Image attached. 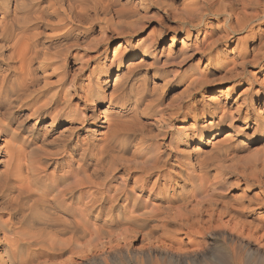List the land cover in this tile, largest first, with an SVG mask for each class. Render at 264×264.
<instances>
[{
	"label": "bare ground",
	"instance_id": "1",
	"mask_svg": "<svg viewBox=\"0 0 264 264\" xmlns=\"http://www.w3.org/2000/svg\"><path fill=\"white\" fill-rule=\"evenodd\" d=\"M156 2L160 10L171 15L173 26L165 29V20L159 22L158 29L152 30V35L156 36L150 37L141 51H134L130 55L131 62L126 67L128 74L145 68V60L156 52L158 38L164 39L168 34L174 38L195 33L192 43L183 42L185 48L179 52L180 55L174 54L167 58L166 66L170 67H179L184 61L196 56H199V62L205 59L208 63L213 50L233 39L236 41L235 35L242 32L255 39L257 45H261L263 40L264 28L252 25L264 20V0ZM181 2L185 4L181 5ZM15 3H18L21 14H17V22L12 23L9 17L14 10L10 9ZM148 5L145 0H0V56L6 64L0 74V119L10 120L11 124L17 122L18 134L23 128L22 123L12 121V118L22 114L26 108L31 111L25 116L26 121L29 118L48 119L45 131L68 123L61 140L50 141L44 135L40 140L42 146H52L54 151L47 157H39L34 163L25 161V156L20 154L21 147L16 152L7 144L1 147L4 148L9 166V171L0 172L1 190L9 183L11 172L18 174L25 170L26 173V170L33 169L35 173L41 163L53 165L51 176L39 181L46 192L36 197L35 204L25 203L29 209L34 210L36 207L37 211L48 212L49 219L43 222L39 219L47 239L40 237L38 240V236L35 244L47 247L53 264H118L121 259L137 264H239L234 247L238 243L237 237L222 236L219 252H208L206 238L210 237L213 229L212 216L227 211L223 205V192L228 188L222 181L213 184L217 177L210 180L207 176L212 169L205 159L208 162L210 157L198 159L202 158L203 153L196 145L202 144L210 131L202 130L198 136L193 135L183 142L188 144V141L197 140L192 150L199 152L198 158L190 166L192 171L200 174L198 178L182 175L177 165L172 166L170 163L169 146L160 140L161 143H158L157 129H164L165 126L168 129L195 92L217 82L208 79L211 68L205 65L204 71L197 77L187 79L186 100L166 110L158 108V90L169 84L165 69H156L152 81L149 80L148 71H145L133 88L125 85L123 74H117L112 87H109V74L114 70L112 66L105 70L98 67L89 70L98 53L94 51L102 43H88V40L94 34H106L110 18L114 16L118 22L114 28L118 35L126 38V44H123L126 50L130 39L141 32L148 22L144 16ZM136 16H142L141 23L130 28L132 25L129 27L127 20ZM222 17H226L223 19V29L214 23V19ZM201 31L206 38L199 42L198 34ZM109 39L105 40L106 44ZM69 43L72 45H67ZM255 44L253 49L257 46ZM220 52L235 58L232 65L225 69L221 81L238 79L246 63L255 64L246 60L244 52H238L236 46L231 52ZM92 53L93 56L86 57ZM138 55L142 59L136 63L134 61ZM124 58L125 55L118 60L117 73ZM71 61L77 62L78 67L70 76L65 67ZM97 70L105 77H98L95 86L91 83L85 85L86 72L93 74ZM45 96V101L30 104L32 100ZM73 100H78L84 109L91 111V118L95 117L96 108L102 114L103 122L99 125V131H91L100 137L94 138L92 142L84 141L77 135L84 127L81 124L87 119L82 116L79 119ZM28 102L30 105H26ZM212 108V120H220L211 127V130H215L212 136L216 138L227 117L218 103L213 102ZM186 111L191 116V107ZM151 112L156 117L153 120L148 119ZM78 120L80 125L77 124ZM32 129H35L34 125ZM224 136L223 139H230L231 135L228 131ZM260 168L259 176L253 173L254 169L250 178L254 177L255 183L264 188V180L257 179L264 178V158ZM221 169L219 167V170L217 168L214 171ZM167 177L172 178L173 184L166 181ZM247 178L250 179L249 176ZM152 180L154 186L163 180L167 187L163 197L154 194L150 187ZM18 195L25 199L31 197L25 189H19ZM261 196H264L263 190L255 194L256 200L262 201ZM193 201L196 207L186 211ZM175 203H180L179 206L185 210L182 216L173 211ZM203 205H206V218L197 208ZM249 208L245 210L249 212ZM238 233L244 235V231ZM248 233H252V230ZM138 237H141L140 250L134 251L130 249L128 241ZM228 242H233V246L228 247ZM207 254L213 255V262L208 261L210 258ZM231 258L235 260L231 262Z\"/></svg>",
	"mask_w": 264,
	"mask_h": 264
},
{
	"label": "rangeland",
	"instance_id": "2",
	"mask_svg": "<svg viewBox=\"0 0 264 264\" xmlns=\"http://www.w3.org/2000/svg\"><path fill=\"white\" fill-rule=\"evenodd\" d=\"M145 1L149 4L148 10H146L144 14L148 22H146L141 32L130 39L129 46L126 50L124 49L125 45H123L126 44V38L118 35L116 32L114 26H116L118 22L114 16L110 18V23L108 24L109 30L106 34H94L93 38L88 40V43H92V41L102 43L96 48L97 51H94L98 53L96 54V60L91 63L89 70L94 68L97 69V67L99 69L101 68L100 70H105L112 66L114 70L109 74V87H112L117 74H123V76H125V85L129 88H133L145 71H148L149 80L152 81L153 73L156 72V69H165L169 76L167 78L169 84L158 90V93H160L158 108H160L159 110H166L167 108L176 107L178 104L183 103V100H186L187 79L190 77H197L200 72L204 71L205 65L211 68V70L208 71V79H210L209 81L217 82L210 87H205L195 92L192 100L185 103L186 105H184L181 114L173 120L168 129H165L167 128L166 126L164 127L165 130L159 128L161 129H157L159 133L155 130L157 136H159L158 143L162 141V144L165 142L164 145L169 146L171 151L170 163L172 166L177 165V169L182 175H190L198 178L200 174L192 171L190 166V164H193L195 159L198 158L199 152L192 150V147L197 144V140L188 141V144H183V142L188 140V137H192L193 135L198 136L202 130H205V132L210 131V134L205 136L202 144L199 146L196 145L199 151H201L200 153H203L201 154L203 155L202 158L200 157L198 159L202 160L204 157L206 158V156L210 157L208 162V159H205V163L212 169L207 176L210 180L217 177L216 180H213V184L222 181L228 188L223 192L225 193L223 194L225 196L223 205L227 207V211L221 212L222 214L215 213L212 216L213 229L211 230L210 237L206 238L208 252L212 250L213 253L216 251L219 252V247L222 245V236L230 235L238 238V243H236L234 247L237 251L239 264H264V196H261L263 198L262 201H257L255 198V194L259 193L261 190L264 192V188L255 183L256 179L254 177L252 179L250 178L252 176L251 172H253L254 169L256 170H254L253 173L255 174L256 172L259 176V172L261 171L260 162L264 158V50H262V46H264V37L262 38L261 45H257V43L255 44V39H251L247 33L242 32L235 35L236 41H233V39L227 42V44L223 43L213 50L209 55L210 62L208 63L205 59L199 62V56H196L184 61L179 67H170L166 66L167 58L171 55L179 54V52L185 48L183 42L192 43L195 38V33L193 32L191 35L182 34L174 38H172L171 34H168L164 39L158 38L155 54L145 60L147 62L146 67L139 69L137 72L128 74L126 72V67L131 62L130 55H132L134 51H141L140 49L146 45L150 37L153 35L156 36V34L152 35V30L158 29L159 22L165 20V29L173 26V23L170 21L171 15L165 14L160 10L156 0ZM182 3L185 4L181 2V5H183ZM17 6L18 3H15L12 9H10V11H14L9 17V22H17V14H21ZM130 7L132 6L130 5ZM179 10L180 8H178V11ZM140 17L136 16L127 20V25L129 27L132 25L130 28L140 25L142 16ZM225 18L226 17H222L218 20L214 19V23L218 24L219 27L223 29V19ZM263 22L264 20L262 22H255L252 26L255 27L260 25V27L264 28ZM204 34L205 33L202 31L198 34L199 42L203 40V38H206ZM108 39L110 41L106 44ZM253 44L257 45L254 49L252 48ZM67 45L72 44L69 43ZM119 45H123V47L118 48ZM235 46L238 52H244L246 60L253 61L255 64L246 63L238 79L221 81L220 78L225 74V69L232 65L235 58L230 54L222 55L220 51L225 50L231 52ZM88 55L93 56L94 54H87L86 57H88ZM123 55H125V58L121 61V67L117 73L116 66L119 63L118 60ZM141 59L142 57L138 55L137 60L134 62L137 63ZM0 60L1 74L2 69L4 70L6 68V64L3 62L1 56ZM180 60H182V58H180ZM77 67V62L71 61L68 62L65 71L71 76ZM100 70H97L93 74H89V71L86 72L84 84L89 85V83H91L90 85L95 86V80L98 77H105V74ZM155 82L158 83L159 81L156 79ZM46 99L47 97L45 96L38 100H32L30 104H35L38 101H45ZM78 102V100H73V104L75 106L77 105L76 112L78 117L79 119L81 116L86 117L87 120L81 124L84 127L81 128L77 135L84 141L92 142L94 138L100 137L98 133L93 134L91 131H99V125L103 122V119H101L102 114L99 113V108H96L95 117L91 118L93 117L91 116V111L84 109L80 102ZM213 102L220 105L221 109H223V114L227 117L220 126L221 131L216 138L212 136L215 130H211V127L213 123L220 120L219 118L214 120L211 118ZM30 104L28 102L26 105ZM188 107L192 109L191 116L187 115L186 109ZM14 111H16V109ZM30 112L31 111L26 108L22 114H16L12 118V121L17 120L19 123H22L23 128L19 131V134L16 130L17 122L11 124L10 120L2 121L0 119V172L9 171L8 158L4 156V148H1L4 145L7 144L14 152L21 147L22 153L20 154L25 156V161L34 163L39 157H47L48 154L54 151L52 146H48L47 148L42 146L40 140L44 135H46L50 141L54 139H63L62 134L68 123L60 124L61 126L58 125L52 127V130L49 129L50 131H45L44 127L48 124V119L34 120V118H29L26 121L25 116L30 114ZM166 113L169 112L166 111ZM155 118V114L152 112L149 113L148 119L153 120ZM78 121L77 124L80 125V120ZM210 122L212 124L209 125ZM32 125L35 126V129H32ZM228 131L231 135L229 137L230 139H223L225 137L224 134ZM165 133L167 134L165 135ZM212 139L213 142H211ZM226 140L228 141L223 143V141ZM210 142L214 143V145L210 144ZM59 159L61 160V157H59ZM39 165L40 167L36 169L38 171H35V173L33 169L26 170V173L25 170L18 174L16 172H11L9 175V183L5 188L2 190L0 189V264L54 263L52 258L49 257L47 247L45 248L35 244L38 238V240L41 238L47 239L44 237L45 233L41 230L42 224L39 219L41 222H43L44 219H49L48 212L46 211L45 214V211L40 209L37 211L36 207H34V210L33 208L29 209L25 204L31 205V203H34L37 196L46 192L41 186L42 182L40 183L39 181H44L51 176L53 165H46L44 163ZM219 167L223 168L221 169L224 171L223 173L222 171H214L217 170V168L219 170ZM248 176L250 179L247 178ZM257 179L264 180L263 176ZM166 181L173 184L171 177H167ZM37 182H39L40 185ZM153 184L154 180H152L150 185L154 194L159 196V198L163 197V191L167 189V187L164 186L163 180L156 183L155 186ZM131 185L132 183H130V186ZM19 189H25L31 197L28 196V198L26 197L27 199H25V197H20L18 195ZM21 201H23V203ZM19 202L20 204L18 206ZM179 205L180 203L173 204V211H175L178 216H182L185 210ZM193 207H196L194 201L192 204L188 205L186 211H189ZM248 207H250V210L248 209L250 213L245 210ZM197 208L201 209L202 217L206 218V214L204 213L206 205ZM36 222L38 223L36 224ZM36 225L41 226V228H38L39 226ZM249 230H252V233H248ZM41 231L44 235L41 234ZM238 231H244V235H240ZM128 242L131 247L130 249L134 251L140 250L141 237H138L136 240H129ZM232 243L233 242H228V247H232ZM207 256L210 258L208 261L213 262V255L207 254ZM69 257H71L70 254ZM234 260V258H231V262ZM118 261H116L118 264H137L135 262L129 263L127 260L122 259ZM205 264H209V262Z\"/></svg>",
	"mask_w": 264,
	"mask_h": 264
}]
</instances>
